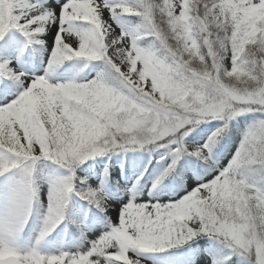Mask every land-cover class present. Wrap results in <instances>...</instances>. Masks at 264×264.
Here are the masks:
<instances>
[{
  "label": "snow or ice",
  "instance_id": "6c2138e0",
  "mask_svg": "<svg viewBox=\"0 0 264 264\" xmlns=\"http://www.w3.org/2000/svg\"><path fill=\"white\" fill-rule=\"evenodd\" d=\"M0 264H264V0H0Z\"/></svg>",
  "mask_w": 264,
  "mask_h": 264
}]
</instances>
